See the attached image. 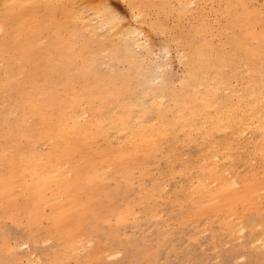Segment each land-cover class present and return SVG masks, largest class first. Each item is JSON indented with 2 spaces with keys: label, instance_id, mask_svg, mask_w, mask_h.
I'll list each match as a JSON object with an SVG mask.
<instances>
[{
  "label": "bare ground",
  "instance_id": "1",
  "mask_svg": "<svg viewBox=\"0 0 264 264\" xmlns=\"http://www.w3.org/2000/svg\"><path fill=\"white\" fill-rule=\"evenodd\" d=\"M68 1H63L60 4H58L59 1L58 2L56 1L54 3L51 0H0V107L2 108V109L0 108V116H4V117L6 116L8 118V114L10 115L12 113L11 115H13V113H14L15 118H16V122H17V124H16L17 125L16 126V135H15V132L14 133L12 132V130L9 131L10 133L5 134V135H9L8 136L9 141H6L9 144V149H6L4 146H2V148H5L6 150L3 149V154H1V156H0V190H2V189L5 190V193L7 195V197L5 198V201H8V196L13 192H17L19 195H21L22 197H19V199H21V200L23 199L22 204H23L24 210H22V208L20 206L19 211L21 210V211L27 212V210H28L27 207H31V208L35 207V205L37 203L36 198H37L38 190L41 187V184H44L46 186V188L48 189L47 190L48 193L51 191V200H52L53 205H54L53 208H51L52 207L51 206L50 209H46V210L50 211L51 209H55L54 212L52 213L54 215L55 212L60 213L57 211H63V210L69 211L70 207H72V205H76V207L78 209H80L79 211H81V209L86 207V205H89V212L95 213V210H96V213H99L103 207L104 200L101 198V195L97 194V192H98L97 188L102 187L105 191L101 190L100 194L101 193L106 194L111 198V201H112L111 209H113L115 211V219H116V223H117L115 227L117 229H120L121 225H123L124 222L127 221L130 217H134L136 219L137 215H136V217L134 216L135 214H137L135 206L133 204H131L128 206V208L126 207L127 209L125 211L121 210L120 208L118 209L114 194L110 190L106 189L103 186L104 184L101 183L100 181L103 179H109V178L111 179L112 178L111 177L112 176L111 170H114L115 175H116L114 177H116V178L121 177V175L123 174V177H124L123 179H125L129 185L132 184L131 182L134 179H131V173H132V170L134 168L139 166L142 169H149L143 165V162H141V158L137 157L138 153L141 152V154L143 156H146V157H153L157 151H160L161 148H159V146H160L159 142H161V140L163 139V138L160 139L161 135L156 133V132H158V130L152 132V133L155 132V134H157V136L151 135L152 133L150 134L148 131V124L153 125L155 122L158 121L157 119H159V118H156L153 121L151 120L150 122L149 121L147 122L143 118L144 117L143 115L145 114V110H143L142 104L144 103V106H146V105H148L147 103L150 102V100L147 101L145 99V97L147 96L146 93L148 92V90L145 89V86H146V84L150 83L151 79L149 77H146L148 75H145V73L143 75H141L140 78H138L136 75V72L134 71V69H137L136 63H137V58H139L138 57V53H139L138 49H140L142 45H144V48H146L145 47L146 44L149 46L150 41L148 39L150 37H146L143 34L144 31H141V27L139 29H137V27L133 28L135 26H133V27L131 26V28H130V26L129 27L128 26H126V27L121 26V23L123 25V22H122V20H120L121 18H119V19L117 18L118 14H116L114 12L112 6H110V2L108 0H102L103 2L100 0L102 5L98 4V5H101V6H99L100 7L99 9H96L97 8V7H95L96 5L94 6L96 9V11L93 10L95 12L94 14L99 17V19H100L99 22H103L104 25L106 22V25H109V29H111L110 25L112 27L114 26L115 32L113 33V35L115 34L116 36H118L119 42L118 43L116 42L117 44H115L112 49L110 47H108L111 49V51L109 50L110 51L109 55L112 56L113 58L117 59V61H119L121 66H124L123 68H120L119 66H117L116 69H119V70H116V72L109 71L108 73H110V72H112V73H110L111 75L109 74L110 76L107 77L102 72H100L99 69L97 71V66H98L96 63L97 57L95 58L93 50L90 49L88 46H87V48H84L86 45L83 43V41L71 40V39L57 40L55 38L56 35L59 36V34L57 32H58V30H60L59 28L61 26H63L62 24L68 23V19L70 18L69 16L73 17V19H75L76 21L77 20L81 21L82 22L81 24H83L87 28V30H88V28H91L87 24L84 23L85 18L87 16L85 17L82 9H81L82 11H80V10H77V8L75 9V7H74V9H72V7H71V9H68L69 12H67V8H68L67 5L70 4V3H68ZM88 1L89 0H86L84 3H86V2L88 3ZM171 1L172 0H127V2H128L127 6H129V8H130L132 19L135 20L137 22V24L140 23V25H143L144 23L146 24V22L147 23L149 22L148 23L149 27L152 25V27H154L156 29H160L159 31L162 32L161 29L164 27V25L162 26L160 24V17L159 16L161 13L165 12L167 8H171V10H173V7L171 6ZM178 1L181 4V2L183 0H178ZM186 1H189V4H190V1H192V0H186ZM200 1L202 2V0H200ZM259 1L260 0H225L223 10L228 13V15H227L228 19H227V23L225 22L226 23L225 26L224 27L222 26L223 29L220 32H219V30H217L216 35H213L212 30H211L213 28L208 26V24L206 25L205 24L206 22H203L201 24V27L204 29H207V28L210 29V31H209L210 35L209 36H210L211 40L208 41V38H205L204 40L206 42L212 43L213 42L212 39L214 37H216V36L219 37V36L224 35L223 37H225V42L228 45H230L231 50L234 51L232 53L233 54L236 53L239 57L243 56L244 63L241 65H242V67H243V65L248 67V70L250 71L249 75L251 74V72H254V71H256V72L258 71L261 74V79L259 78L260 80L256 82V87H254L255 84L253 85V83H254L253 81H256V80H253V81L251 80L252 83L247 82V83L243 84L246 87L249 86L250 84L253 85V87H252L253 91H250L251 88H249V90L246 87L244 88V86L241 84L243 86V90H241V91L239 90L238 92L242 93V91L247 89L248 96H247V101L245 102L243 100L244 103L242 105H240V107L245 105L244 106L245 110L242 109L243 112H240L243 114V118H241L242 117L241 114H240V116L238 115L240 117V119L238 116H237V118H238L239 122L242 120V123H244V125L246 124L245 125L246 127L250 126V125H252V127L254 126L253 130L255 132H257L259 134V136L262 138V139H259L260 138L259 136H258L259 138L255 137V139L258 138L259 141L262 140V144H260V142H258V140L255 141V147L253 145V147H254L253 154L257 155V153H259L260 154L259 156H262L261 157L262 158V165H264V159H263V157H264L263 156V152H264V0H263V3H262V1L260 2L262 4H260ZM74 2H77V0ZM81 2H79V3H81ZM98 2H96V3H98ZM185 2H183V3H185ZM207 2H209V1H207ZM202 3H204V2H202ZM213 3H215V0ZM75 4L73 3L74 6H75ZM189 4H185V5L188 6ZM54 5L55 6L61 5V8H62V10H61L62 11V13H61L62 18L61 19L62 20L64 19L62 21V23L58 22L56 17H55V13L53 11H55L58 7H55ZM210 5H208V6H210ZM46 6H47V8H46ZM48 6H50V8ZM41 7H44V8H41ZM81 7H82V5H81ZM83 7H84V5H83ZM183 7L184 6L179 8L180 11ZM210 7H207L208 11L210 10ZM186 8L187 7H185V9ZM42 10H45V11L51 10V11L45 12ZM85 10H88V9H85ZM219 10H222V9H219ZM195 11L193 10L190 13H194ZM215 11H216V9H215ZM182 12H183V10H182ZM199 12H200V10H199ZM29 13H31V14H29ZM152 13H154V14H152ZM151 15H155L154 17H156V18H152ZM217 15H219V14H217ZM211 16L212 15H210V17ZM181 17H183V16H181ZM181 17L179 18V20L182 19ZM214 18H216V16ZM214 18H213V21H214ZM97 19H95V20H97ZM149 19L151 21H148ZM45 20L49 21L48 22L49 25H46L47 22H45ZM89 20L91 21V18ZM72 21H71V23H72ZM217 21H219V19H217ZM99 24L100 23L97 24V27L100 29V27L102 26V28H103V25H99ZM196 24H197V22H196ZM198 24H199V21H198ZM65 25L68 26L69 24H65ZM94 25H96V24H94ZM174 26H175V24H174ZM63 27H65V28H63V30L66 29V26H63ZM85 27H83V28H85ZM94 27H96V26H94ZM107 27H105L104 29H107ZM176 28H177V26H176ZM45 29H47V31H49V32L51 29L52 32H50L51 34L49 33V35H48V36L51 35V39H45L44 36L42 37V32ZM97 29H95V30H97ZM99 29H98V31H99ZM95 30H93V31H95ZM112 30H113V28H112ZM100 31H99V33H100ZM72 32H74V31L73 30L70 31L71 37L74 36L71 34ZM77 32H75L76 35L78 34ZM104 32L102 34H104ZM99 33H98V35H101ZM162 33H164V32H162ZM169 33H170V31H169ZM88 34H87V36H88ZM90 34H92V32ZM67 35H69L68 32H67ZM67 35H63V36H67ZM184 35L185 34H183V36ZM207 35L208 34H206V36ZM77 36H79V35H77ZM109 36H111V35H109ZM67 37L69 38V36H67ZM93 37H94V35H93ZM105 37H107V36H105ZM180 37H178V39ZM84 38H86V37H84ZM77 39H78V37H77ZM88 39H90V38L88 37ZM107 39H105L104 42L110 41V45H111L112 44L111 41L114 39L111 38L108 41H106ZM173 39H174V37L172 38V40ZM97 40H98V38H97ZM174 40H176V39H174ZM190 40L191 41H190V44H189V47L187 50L185 47L184 51L181 50L182 48L180 49L181 51L179 50L180 52L183 51L182 53L176 52L179 54V55H177L178 56L177 61L180 58L179 60H181V62L185 63L184 76L181 79V83H180L181 93L183 92V95L187 89H190L191 87L198 88V86H201L203 84V82L200 83L197 81L199 74L201 73V77L203 76V74L212 75V72L214 71L213 67L215 66V62H216V64H218V60L217 59L214 60L212 58V56L207 52L208 49L206 48V43L203 40H201L199 38H197V39L194 38V40L193 39H190ZM87 41H89V40H87ZM174 42H176V41H174ZM177 42L179 43L180 40ZM74 43H76L77 45L75 46ZM91 43H92V41H91ZM99 43L103 44V42H98V44ZM215 45H218L217 42ZM236 47H241V50L238 51L237 49H235ZM100 48H103V47H99L98 49H100ZM108 48H107V50H108ZM147 48H149V47H147ZM151 48H153V46ZM163 48H165V47H163ZM150 49H148V50H150ZM166 49H167V51H166ZM107 50H103L104 53H102V54L104 55L105 51H107ZM164 50H165V54H166L165 56L169 57V60H170L171 56H170V52L168 51L169 49L165 48ZM137 51H138V53H137ZM150 51L153 52L152 49ZM161 51H163V50H161ZM54 52H56V53L61 52V55L59 56V58H54V56L52 55V53H54ZM66 52L68 53V55H66ZM157 53H158V51H157ZM159 53L161 54V52H159ZM99 54L101 55V52ZM141 54H140V56H141ZM219 55L220 54H218V57H220ZM163 56H164V54H163ZM66 58H67V61L69 64H66L64 62L63 59H66ZM106 58H108V57H106ZM151 59H153V58H151ZM166 59L168 61V58H166ZM166 59H164V60L166 61ZM238 59L239 58H237V60ZM159 60L161 61V59H159ZM159 60L157 59L153 62V66L156 69V70H154V72L156 73V71H157V73H159V76L156 78V80L154 78L156 84H158V85L151 87L152 89L155 90V93L157 92L158 89L162 90V89H165V87H167V85L165 87L163 85L167 84V82H168L165 77H166V70L168 69L167 67H170V64H166L167 61L166 62L161 61V62L165 63V66H163V64H161V62ZM4 61L7 62V63H5L6 66L1 65V63H3ZM235 63L236 64H234V66L237 65V62H235ZM238 63H240V62H238ZM122 64H124V65H122ZM68 65H69V68H68ZM125 65L126 66L128 65V66L126 67ZM102 66H104L103 63L101 65V67ZM106 66H109V65L106 64ZM228 66H230V65H228ZM245 66H244V68H245ZM227 68H229V67H227ZM230 68H231V66H230ZM239 68H237V66H236V68H233V66H232L231 69L232 70L234 69L233 71L236 73L235 69L237 70ZM244 68H242L243 72H244ZM111 69H112V67H111ZM150 69H153V68L150 66ZM242 69H239V70H241V72H242ZM232 70H231V72H232ZM154 72L151 71L150 73H154ZM231 72H229L228 75L231 76V74H232ZM234 72L232 74L233 76L235 74ZM247 72H246V74H248ZM181 73H183V72H181ZM219 73H222V72L220 71ZM239 73H240V71H239ZM244 74H245V72H244ZM244 74L240 73L239 75L241 76ZM252 75H254V74H252ZM20 76L22 78H20ZM151 76H153V74ZM154 76H156V75H154ZM233 76L231 77V79L232 78H238L236 76H234V77ZM225 77L227 78L226 75H225ZM203 78H205V77H203ZM246 78H247V76H246ZM207 79H208V77H207ZM215 79L216 78L214 77V79L212 78L211 80H215ZM223 79L225 82L226 79L225 78H223ZM209 80L210 79H208L207 82ZM211 80H210V83H211ZM232 80H234V79H232ZM132 81L133 82L137 81L139 83V85H141L143 87L142 90L140 91L141 93H138L136 91V89L132 87V84H131ZM239 81H241V80H239ZM246 81H248V79H246ZM229 82L230 81H228V83ZM235 82H237V81H235ZM225 83H227V80ZM225 83H224V85H222V84H218V85H221L223 87V86H225ZM239 83H242V81ZM159 84H161V85H159ZM175 84H178V83H175ZM234 84L235 83H233V84L231 83V85L228 84L227 87L229 86V88H230V86H232V85L235 86ZM214 85L215 84H213V86ZM218 85L214 86V88L217 87ZM227 87H225V89ZM212 88L213 87H211V89ZM218 88H219V86H218ZM239 88L241 89L242 87L239 86ZM169 89H171V88H169ZM169 89H167V90H169ZM223 89H224V87H223ZM232 89H234V87H232ZM218 90L216 92H219ZM222 91H224V90H222V88H221V92ZM227 91L229 93L228 88H227ZM233 91L235 92V90H232V92H230V93H232V94H230V96L233 95V97H234ZM175 92H173L174 95L172 97H181V93L179 95H176L177 93H175ZM244 92H246V91H244ZM203 93H204L203 91L200 92V95L202 96V97H200V99L201 98L205 99L206 96H204ZM224 93H226V91ZM228 93H227V96L229 97ZM235 93H236L235 97L237 95L239 97L241 94V93L239 94L237 92H235ZM144 94H145V96H141ZM165 94L167 95V92ZM242 94H241V96H242ZM166 95H164V94L160 95V98L162 100L159 97H157L159 100L156 98H152V99H156V103H160V104L156 105L155 109H157L159 107V109L161 110V113H163V114L165 113V110L169 107L167 101H166V103H162L166 97L168 98V96H166ZM227 96H226V99L231 98V97L227 98ZM198 97L199 96H197V98ZM238 97H236V98H238ZM207 98L208 97H206V99ZM244 98H242V99H244ZM209 99H210V97H209ZM219 99L217 100L218 102L221 101ZM239 99H240V97H239ZM242 99H240V100H242ZM184 101H185V99H184ZM210 101H212V100H210ZM210 101H208V102H210ZM229 101L230 100H228L227 102L229 103ZM183 102L181 101V103H183ZM227 102H225V103H227ZM240 102H239V104H240ZM152 103H153V101H151V105L149 104L151 106V108H152V106L154 107L156 104L155 101H154L155 104H152ZM236 103H237V99H236ZM236 103H234V104H236ZM216 104L217 103H214L213 106L215 107ZM227 105H229L227 108V110H228L231 106H230V104H227ZM208 106H211V103H209ZM213 106L211 108H213ZM216 106L219 108L220 107L219 103ZM225 106H226V104H225ZM221 107H223V106H221ZM221 107H220V109H221ZM135 108L141 109V113L139 111V113L141 115L135 116V113H134ZM202 108L200 110L195 109V113L193 111L194 117L200 116L201 119H202V116L205 117L202 119V120H204L202 125L201 124L197 125L196 120L193 121L190 118H188V117H191L190 115L187 116L188 114H185V115L183 113H182L183 115L181 114L183 116V119L185 116H187V118L185 119L186 121L184 120L186 122L185 124H187V123L189 124V125L188 124L186 125L187 126L186 128L188 129V132H186V133L189 135L188 136L186 134L187 138H191V140L193 138L195 140V138H197V137H195V138L192 137V134H195L197 132H199V134H200L206 128L208 130H211V127H213L214 130L216 129V131L212 130L215 133L217 132V130H218L217 133H220V132L225 133V131H222V128L228 129L230 127V126L227 127L226 125H224L225 122L226 123L229 122L230 118L228 119V122L226 120H223V119L220 120V118H222V115L219 114L218 116H215L216 115L215 111L217 109L216 108L214 111V114H215L214 117H216V119H214V121H215V124H214L213 119L210 118L212 113H210V117H209L207 115L208 111L205 110L204 108L203 109ZM233 108L234 107L232 106V109ZM175 109H177V108H175ZM222 109H224V108H222ZM232 109L231 108L229 109L230 110L229 113L230 112L233 113L235 111V108H234V111H231ZM112 110L114 112H112ZM115 110H117L119 112L120 118L117 119L118 121L113 122L114 119H112L113 120L112 122H109V120L107 121V119H105V115L107 114V112L108 113L109 112L118 113V112H115ZM173 111L175 112L176 110H173ZM182 111H184V110H182ZM182 111H179V113ZM220 111H222V110H220ZM225 111H226V107H225ZM237 111H238V109H237ZM177 112H178V110H177ZM139 113H136V114H139ZM184 113H185V111H184ZM217 113H220V112L217 110ZM229 113H226V115ZM146 114H147V111H146ZM146 114H145V116H146ZM176 114H178V113H176ZM222 114H223V112H222ZM233 114L230 115L231 119H232ZM108 115H107V117L110 118L111 114L109 116ZM159 116H161V115H159ZM176 116H178V115H176ZM212 116H213V114H212ZM234 116H235V114H234ZM218 117H219V119H218ZM227 118H225V119H227ZM234 119H235V117H234ZM162 120H163L162 123H164L165 122L164 119H162ZM232 121H234V120L232 119ZM5 122H6V119H5ZM7 122H10V120ZM197 122H198V120H197ZM234 122L236 123V120ZM239 122L237 124H239ZM162 123L158 122L156 125H159V124L161 125ZM165 123L168 124V122H165ZM242 123H240V124L242 125ZM134 124H136L137 126H134ZM237 124H236V127L238 128L239 125H237ZM138 125H139V129L137 130L135 128H138ZM171 125H173V124H171ZM229 125H230V123H229ZM4 126H5V124H4ZM10 126H11V124H10ZM180 127L182 129V126H180ZM10 128L12 129V127H10ZM186 128L184 129V132L187 131ZM243 128L244 127H242V130L245 133L247 130L245 131V129H243ZM165 129H166V131L165 130L163 132L160 131V133H162V134L167 133V135L170 134V133H168L170 131L168 125L165 126ZM230 129L231 128H229L228 130H230ZM240 129L241 128H239V130ZM247 129H249V128H247ZM5 130L3 129L4 132H5ZM110 130L114 131V135H117V134L122 135L123 141L120 140L121 138H119V140L122 142L120 145L121 150H119L118 146H115L118 148L114 152H112V151L104 152L102 149V147H104V145L102 147L99 145L102 143V140H106L108 137L110 139L111 135L113 134V133L111 135L109 134ZM167 130H169V131L167 132ZM242 130H240V131H242ZM251 130H252V128H251ZM173 131H174V129H173ZM180 131H182V130H179V132ZM205 131H206L205 134L208 135L210 133L212 135V133H211L212 131L211 132L210 131L207 132V130H205ZM236 131L239 134L238 130H236ZM0 132L2 133V135L0 134L1 135L0 138H1L4 135H3L2 130ZM174 132H172V134ZM6 133H7V130H6ZM237 133H234V134H237ZM244 133L242 135H244ZM172 134H170V136ZM176 135L177 134H175V136ZM252 135H253V131H252ZM175 136H174L172 141H174ZM205 136H202L201 140H204L203 138ZM239 136H238V138H239ZM182 137H184V136H182ZM5 138H7V137H4V139ZM187 138H186V140H187ZM207 138L209 139V137H207ZM238 138H236V139L239 140ZM252 138H254V137H252ZM99 139H101V143L98 144V142L100 141ZM114 139L111 138V140H114ZM210 139H214L213 136L212 137L210 136ZM91 140H92V143H91ZM214 140H212L210 142L207 141V143L204 140L205 143L203 142L204 145L207 146L205 152H209L211 155H210V157H207L209 159L204 158V160L202 162L204 163L207 160L208 163H207V161L204 164L199 163L200 165H198L197 168H193V167H190V165L188 166L187 164H183V166H181V167H183L184 170L181 167H180V170L179 169H177V170H179V171L182 170L183 174H185L186 178H188V181L191 180V182L193 184L195 182L194 185L196 186V189L199 191V193L204 192V193H208L209 195H211V197H212L211 201L212 202L222 201L223 204L220 207V212H223L224 214H226L228 212V208H230V206L234 205L238 201V196L241 194L246 196L247 191H246V187L240 186L236 183V180L239 179L240 175L237 174V172L234 170V167H236V166H231V165H233L232 160H234L233 159L234 157L230 156V159H231L230 162L232 164L230 163V165L227 167H222L221 165L223 164L222 163L223 161L228 162L227 160H229V157L227 158V160L225 157H224V159L221 158L222 161L219 160V158L217 157V154L221 153V155H222V152L224 150H225L224 152L227 151L226 152L227 155L223 154V156L224 155L229 156V154L233 153L234 149H235L234 150V153H235L236 148H232L233 147L232 143L234 141L233 142L231 141L232 143L229 142L228 144H226V142L222 143L220 141L215 143ZM248 140H246V141H248ZM250 140L252 141V139H250ZM225 141H227V139H225ZM253 141H252V143H253ZM179 142L180 141L178 140L177 143H179ZM106 143H109V141L107 140ZM167 143H169V142L167 141ZM177 143H175V144L177 145ZM186 143H187V141H186ZM235 143H237V142L235 141ZM244 143H247V142L244 141ZM39 144L40 145L43 144L44 146L46 145V147H47L46 153L43 154V152L45 150L42 152H41L42 149L39 150V148H38ZM92 144H93V146H92ZM190 144H191V142H190ZM238 144H236V146ZM242 145H243V142H242ZM242 145H240V146L242 147ZM221 146H223V147H221ZM41 147L42 146H40V148ZM237 147L239 148V146H237ZM245 147H246V145H245ZM238 148H237V151L240 152V150H238ZM168 149H169V147H168ZM230 149L232 150V152L228 154V152L231 151ZM167 154H168V152H167ZM170 154L173 155L172 153H169L168 156H170ZM239 155H238V158H242L241 157L242 155L241 156H239ZM163 158H166V156ZM216 158H218L219 161L214 160ZM176 159H177V157H176ZM167 160L170 161V159H167ZM187 160L188 159H186V163H187ZM240 160H242V159H240ZM172 161L174 162V160H172ZM251 161H253V160H251ZM238 162H240V161H238ZM246 162H247V160H246ZM253 162L255 163V161H253ZM176 163L177 162L175 161V163H173L172 165L175 167ZM154 164L152 166L156 165V164L155 165ZM234 165H236V162H234ZM152 166H150V167H152ZM124 169H126L127 172L123 173ZM173 170H175V169H173ZM236 170H238V169H236ZM145 171L146 170H144L143 172H145ZM192 171L195 172L194 173L195 175H192L193 174ZM250 172H253V171L251 170ZM176 173L180 174L179 172H175V174ZM147 174H145L146 177L151 176V175H147ZM262 174H263V176L261 174H259V175H261V177L259 175L258 176L260 178H263L264 172ZM161 175H162V173H161ZM180 175H182V174H180ZM247 175H249V174H247ZM247 175H244V176H247ZM250 175H251V173H250ZM252 176L253 175H251V177ZM255 176L256 175H254L253 178H255V179L258 178ZM251 177H249V179ZM158 178H159V176H158ZM158 178H156V179H158ZM245 178H242L243 180H241V179L240 180L244 181ZM247 178H248V176H247ZM135 179H136V177H135ZM156 179H154V180H156ZM111 180H113V179H111ZM137 180H138V178H137ZM250 180H253V179L251 178ZM158 181L159 180H156V182L155 181H153V182L157 183ZM162 182H158V183L160 184ZM191 182L188 184L189 185L192 184ZM27 183H28V185H27ZM154 183H152V184H154ZM152 184H151V188L153 187ZM188 184H187V186L189 187ZM236 185H237V187L238 186L243 187V189H240L239 191L235 192ZM159 186H157V189L159 188ZM193 186H192V188H193ZM139 187H141V186H139ZM161 188L162 187H160V189ZM262 189H264L263 186H262ZM262 189H260V190L257 189V192L261 193L260 196L258 195V193L256 191H255V193H253V192H251V193H253L254 196L257 195L258 196L257 199L260 200V197H264V195L262 194ZM193 190H194V193H198L197 190L195 192V187L193 188ZM164 191H165V189L161 192L164 193ZM250 191H252V190H250ZM156 192H158V191H156ZM89 193L93 194V200L92 201L89 197ZM149 193H151V192L149 191ZM153 193H155V191ZM162 193L160 195H162ZM181 193H182V191H181ZM187 193L185 192L186 195H187ZM253 194L252 195L249 194L251 197H248L249 195H247V197L249 199L251 198V200L256 198V197H253ZM148 195L149 194H147V196ZM193 196L195 197V194L192 195V197ZM140 197H142L141 194H140ZM168 197H169V194H168L167 198H165V199L167 200ZM184 197H187V196H184ZM202 197H204V196H202ZM156 198L161 199V197H159V195ZM62 199H64V201H62ZM141 199H143V198H139V200H141ZM189 199H190V201L194 200L193 198L192 199L189 198ZM189 199H187V200L189 201ZM143 200H141V202ZM170 200H173L172 203L174 202V199L171 198ZM163 201H165V200H163ZM175 201H177V203H178L179 199L175 198ZM253 201H255V200H253ZM253 201L249 204H251V205L255 204V206H253V207H256V209H258L256 205L259 204V201L256 200L258 202V204H257V202H253ZM180 202H182V201H180ZM185 202L183 204L187 205V203H185ZM193 202H195V201H193ZM240 204H241V207L244 204L246 205V203L245 202L243 203V201L241 203H239L238 205H240ZM13 206H14V204H13ZM258 207H259V205H258ZM260 207H262V206L260 205ZM242 208L243 209H240V212L242 210V211H244V213L243 212L241 213L243 216L240 214L241 215V217H240L241 218V225H239V226L237 225V223L239 224V222H236L237 220H234L236 217L233 219V217L235 216L234 214H233V217L227 215L226 218H224L225 220L223 221V222L226 221L225 225H224V230H222L223 232L227 231V233L230 235H233V234L236 235V233H238L239 231H242V230L245 231V228H246V225H248V222L253 223V220L251 218L249 219V217L244 215V214H247L245 212L248 209H245V206H243ZM260 209L263 212L262 208H260ZM43 210H45V209L42 208L41 211H43ZM127 211H129V212H127ZM261 211H260V213H261ZM46 212L43 213L44 215L42 213L40 214V211H39V213L34 214L33 215L34 221H37V220L40 221L42 218H44V217L46 218V215H45ZM218 212L219 211L216 210V213H218ZM237 212H239V211H237ZM257 212H259V211H257ZM203 214H207V211ZM160 215H162V212H160L157 216H160ZM216 215H219V214H216ZM216 215L214 217H216ZM237 215H239V213ZM14 217H15L14 219H16V216H14ZM104 217H100V221L102 223L106 221V219ZM155 217H156V215H155ZM214 217L212 218V216H211V219H216ZM84 218H85L84 221L86 220V223L84 225H81L78 228L75 227L77 229L74 228V229H72V232H71L74 234L73 244L75 246V249H77L76 252H80V251H78L79 249L80 250L84 249L83 251H85L87 246L94 244V238H92V234L90 231L92 230V232H95L94 231L95 228H91V230H90V228H88V226H90V224H91V226H93L92 225L93 214H91L90 216L84 217ZM232 219L234 220L233 222L231 221ZM24 221H26V219ZM132 221H133V219H132ZM172 221L173 220L170 219L169 222H172ZM234 222H236V223H234ZM69 224H70V226L72 225L71 222ZM196 225H198V224H196ZM25 226H26V224H25ZM32 227H33V225H32ZM102 227H103V225H101V228ZM251 227H252V225H251ZM63 228H66V227H63ZM116 228H113L115 230L114 232H115V234H116V232L119 234V231H116ZM257 228H258V226H257ZM41 229H44V227H42ZM240 234H243V233L241 232ZM259 236H261V235H259ZM263 238H264V236H263ZM239 239L241 241V238H239ZM45 240H44V242L47 241V240L46 241ZM106 240H107V238H106ZM236 241H239V240L237 239ZM23 242H21V244H23ZM261 242L263 243V240ZM261 242L259 241V243H261ZM24 243H25V244H23L24 247L26 249H28L27 250V253H28L27 257L29 259H31L29 257V255L35 256L38 261H41V258L36 256L35 250L32 248V246L29 243H26V241ZM262 243H261V247L264 248V244L262 245ZM250 245H251V243H250ZM16 247H17L16 244L12 246L13 249H15ZM68 247H69V245H68ZM242 247H243V245H242ZM100 248H101V246H99L98 251H100ZM124 250L127 253L131 252L130 251L131 245L125 244ZM70 251L67 250L65 252L68 253ZM83 251H81V252L83 253ZM76 252H71L70 253L71 255L69 254V256H72V253L75 254ZM105 253L108 254L107 252H105ZM121 253H122L121 251L118 252L119 255ZM77 254H78V256H79V254L82 255L81 253H77ZM85 254H88V252ZM97 254H98V252L96 251L95 246L89 250V256L90 255L96 256ZM65 255H68V254H65ZM98 257H100V256L98 255ZM70 258H72V257H70ZM67 260H69V258L66 259L65 261L67 262ZM92 261H94V260H92ZM21 264H24V263H21ZM26 264H36V263L35 262L33 263V261L29 260V262ZM88 264H90V262H88Z\"/></svg>",
  "mask_w": 264,
  "mask_h": 264
},
{
  "label": "rangeland",
  "instance_id": "2",
  "mask_svg": "<svg viewBox=\"0 0 264 264\" xmlns=\"http://www.w3.org/2000/svg\"><path fill=\"white\" fill-rule=\"evenodd\" d=\"M51 1L54 3L56 1L57 2L59 1L58 4H60L61 2L68 1V0H63V1L62 0L61 1L60 0H55V1L51 0ZM74 1H76V0H69L68 1V3H70V4L67 5L68 6L67 12H69L68 9H71V7H72V9H74V7H75V9L77 8V10H80V11L83 10L85 17L87 16L85 18L84 23L87 24L91 28H88V30H87V28L83 24H81L82 23L81 21H78V20L76 21L75 19H73V17L69 16L70 18L68 19V23L62 24L63 26H66V29L63 30V28H65V27L61 26L62 28L60 27L59 28L60 30H58V32H57L59 34V36L56 35L55 38L57 40L71 39V40L83 41V43L86 45L84 48H87V46H88L90 49L93 50L95 58L97 57L96 58V60H97L96 63L98 65L97 71L99 69L100 72H102L105 76L109 77L111 75L110 73H112L113 71L116 72V70H119V69H116L117 66H119L120 68L124 67V66L120 65V63H119V61H117V59H115L109 55L113 46L119 42L118 36H116L115 34L113 35V33L115 32V30H114L115 28H114V26L112 27L110 25L111 29H109V25H106V22H105V25H106L105 26L103 22H99L100 21L99 17L94 14L95 13L94 11H96V9H99L100 8L99 6L102 5L100 0H89L88 3L87 2L84 3L86 0H77V2H74ZM108 1L110 2V6H112L114 12L116 14H118L117 18L118 19L121 18L120 20H122V22H123V25L121 23V26H124V27L130 26V28H131V26L132 27L135 26L133 28L137 27V29H139L141 27V31H144L143 34L146 37H150L148 39L150 41V45L148 46L146 44L147 45V46L145 45L146 48H144V45H142L141 48L138 49L139 53L137 51L139 58H137V63H136L137 69H134V71L136 72V75L138 78H140L141 75H143L145 73V75H148L146 77H149L151 79L150 83L146 84V86H145V89L148 90V92L146 93L147 96L145 97V99L147 101L150 100V102L147 103L148 105L145 104L148 108L146 106H144V103L142 104L143 110H145V114L147 111L146 116L144 114L143 118L147 122L148 121L150 122L151 120L153 121L156 118H159V119H157L158 120L157 122H155V123L153 122L154 123L153 125L148 124V131L151 134L153 131L158 130V132H156V133L161 135L160 139L163 138L161 140V142H159V145L161 146V147L159 146V148H161L162 150L160 149V151H157L153 157H146V156H143L141 154V152L138 153L137 157L141 158V162H143V165L149 169H142L139 166L134 168L132 170V173H131V179H134L131 182L132 184H130L131 186L126 182L125 179H123L124 178L123 174L121 175V177H117V178L114 177V176H116L114 170H111V172H112V176H111L112 178L111 179H113V180H111L109 178L110 180L109 179H103L100 181L101 183L104 184L103 186L106 189L110 190L114 194L118 209L120 208L121 210L125 211L129 205L133 204L135 206V209L137 212V214H135L134 216L136 217V215H137V217H136V219L134 217H130L127 221L124 222L123 225H121L120 229H117L115 227L117 224L116 219H115V211L113 209H111V206H112L111 198L106 194H103V193L100 194V191L104 190L102 187L97 188V190H98L97 194L101 195V198L104 200L103 207L99 213H96V210H95V213L89 212V205H86V207L81 209V211H79L80 209H78L76 207V205H72V207H70L69 211H67V210L57 211L56 210L57 212H60V213L55 212L54 215L52 213L54 212L55 209H51L50 211L46 210V209H50L51 206H52L51 208H53L54 205H53V202L51 200V191L49 190L50 192L48 193V191H47L48 189L46 188V186L44 184H41V187L38 190L37 198H36L37 203H36L35 207H32V208L27 207V209H28L27 212L21 211V210L19 211L20 206H21L22 210H24V207L22 204L23 199L22 200L19 199V197H22L21 195H19L17 192H13L8 196V201H5V198L7 197V195L5 193V190L2 189V190H0V264H21V263L26 264L29 262V260L33 261V263L35 262L36 264H49V263L50 264H84V263L88 264V262H90V264H264V248L261 247V243H262L261 241L262 240H263L262 245L264 244V238H263V236H264V232H263L264 231V222H263L264 221V208H263L264 207L263 206L264 205V199L263 198L264 197H260V200H258L257 199L258 196L257 195L254 196V194H253V193H255V191L257 192V189L260 190V189H262V186L264 187V177L260 178L261 175L263 176L262 173L264 172L263 171L264 165H262V158H261L262 156H259L260 155L259 153H257V155L253 154V151H254L253 149L255 147V141L258 140V142H260V144H262V140L259 141V139H262V138L259 136V134L257 132H255L253 130L254 126L252 127V125H250V126L246 127L245 126L246 124L244 125V123H242V120L239 122V120L237 118V116L238 115L240 116V114L242 116L241 118H243V114L240 112H243L242 109H244L245 105H243L241 107H240V105H242L244 103V101L245 102L247 101V96H248L247 89L244 90L246 92L242 91V93L244 92L243 94L240 92L243 97L241 96V94L238 91L243 90V86H244L243 84L244 83H247V82L252 83L253 80H256V81H253L254 82L253 85L255 84L254 87H256V82L261 79V74L258 71L257 72L254 71V72H251V74L249 75L250 71L248 70V67L245 65H243V67H242V65H241L244 63L243 56L239 57L236 53H234V54L232 53L234 51H232L231 46L225 42V37H223L224 35H222V36L218 35L219 37H217V36L214 37L212 39V41H213L212 43L206 42L204 40L205 38H208V41L211 40L210 36H209L210 35V32H209L210 29L209 28L204 29L201 27V24L203 22H206L205 23L206 25L208 24V26L213 28V29H211L213 35H216L217 30H219V32H220L223 29V27L227 23V19H228V16H227L228 13L223 10L225 0H215V3H213L214 0H202V2H204L205 4L202 3L200 0H192V1H190V4H189V1H186V0H183L181 2V4L179 3L178 0H172L171 6L173 7V10H171V8H167L166 11L161 13L159 16L160 17V24L162 26L164 25V27H163L164 29L162 28L161 31L164 33L160 32L159 31L160 29H156V28L152 27L151 24H150L151 26L149 27V25H148L149 22L148 23L146 22V24L144 23L143 25H140V23H138L139 24L138 25L137 22L132 19L130 8H129V6H127V3H128L127 0H125V1L124 0H108ZM207 1H209V2H207ZM261 1L263 3V0H260L259 3ZM79 2H81V3H79ZM96 2H98V3H96ZM183 2H185V3H183ZM73 3L74 4L76 3L75 6L73 5ZM262 3H260V4H262ZM98 4H101V5H98ZM185 4H189V5L187 6ZM81 5H82V7H81ZM83 5H84V7H83ZM208 5H210L211 7ZM94 6L97 8L95 9ZM182 6H184V7L180 11L179 8H181ZM48 7L50 8V6H48ZM55 7H58L57 9L55 8L56 9L55 11H53L55 13V17H56L58 22L62 23V21L64 19L63 20L61 19L62 18L61 5L60 6L56 5ZM185 7H187V8L185 9ZM207 7H210L209 11H208ZM41 8H44V7H41ZM46 8H47V6H46ZM85 9H88V10H85ZM215 9H216V11H215ZM219 9H222V10H219ZM182 10H183V12H182ZM193 10L194 11L196 10V11L194 13H190ZM199 10H200V12H199ZM42 11H45V10H42ZM48 11H51V10H48ZM48 11H45V12H48ZM29 14H31V13H29ZM152 14H154V13H152ZM217 14H219V15H217ZM210 15H212V16L210 17ZM214 15L216 16V18H214L215 17ZM151 16H152V18H156V17H154L155 15H151ZM181 16H183V17H181ZM180 17L182 18L181 20H179ZM90 18H91V21L89 20ZM213 18H214V21H213ZM95 19H97V20H95ZM217 19H219V21H217ZM92 20L93 21L95 20L96 22L95 21L93 22ZM71 21H72V23H71ZM148 21H151V20L149 19ZM198 21H199V24H198ZM45 22L48 23L49 21L45 20ZM196 22H197V24H196ZM47 23H46V25H49V23L48 24ZM98 23H100L99 25H103V28L101 26L99 29L97 27ZM65 24H69V25L67 26ZM94 24H96V25H94ZM174 24H175V26H174ZM94 26H96L99 29V31L101 30L100 33H99L98 29ZM104 26L105 27L108 26L107 29H104L105 28ZM176 26H177V28H176ZM83 27H85L86 29ZM112 28L114 31L112 30ZM92 29L93 30L97 29V30L93 31ZM72 30L74 32H72L71 34L74 36L71 37L70 31H72ZM88 31L90 33L92 32V34H90ZM169 31H170V33H169ZM50 32H52L51 29H50ZM50 32L47 31V29H45L42 32V37L44 36L45 39H51V35L48 36ZM67 32L69 35H67ZM75 32H77L78 33L77 35H79V36H77ZM103 32H104V34H102ZM98 33L101 35H98ZM62 34L69 36V38L67 36H63ZM87 34H88V36H87ZM183 34H185L184 36L186 38L183 36ZM206 34H208V35L206 36ZM93 35H94V37H93ZM109 35H111V36H109ZM105 36H107V37H105ZM77 37H78V39H77ZM84 37H86V38H84ZM88 37L91 40L88 39ZM173 37L176 40H174V39L172 40ZM178 37H180L181 39L180 38L178 39ZM97 38H98V40H97ZM111 38H113L114 40L111 41L112 44L110 45V41H108V40ZM194 38L195 39L199 38L206 43V48L208 49L207 52L212 56V58L214 60L215 59L218 60V64H216V62H215V66L213 67L214 71L212 72V75L203 74V76L201 77V73H200L199 76L201 78L198 76L197 81L200 83L203 82V84L201 86H198V88L191 87L190 89H187L183 95V92L181 93L180 83H181V79L184 76L185 63L181 62V60H179L180 58L177 61V57H178L177 55H179V54L176 52L182 53L184 51L185 47L187 50L189 47L190 41H191L190 39L194 40ZM105 39H107L106 41H108V42H104ZM87 40H89V41H87ZM179 40H180V42L178 43L177 41H179ZM91 41H92V43H91ZM97 41L103 42V44H100V43L98 44ZM174 41H176L177 43ZM215 41L217 42L218 45H215L216 44ZM74 45L76 46L77 44L74 43ZM151 45L153 46V48H151L152 47ZM99 47H103V48L98 49ZM108 47H110L111 49ZM147 47H149V48H147ZM163 47L169 49L168 51L170 52V56H171L170 60H169V57L165 56L166 55L165 50H164L165 48H163ZM107 48H108V50H107ZM150 48L153 50V52L150 51L151 50ZM148 49H150V50H148ZM180 49L183 51L180 52L181 51ZM235 49L240 51L241 47H236ZM103 50H107V51H105L106 55L102 54V53H104ZM161 50H163V51H161ZM157 51H158V53H157ZM166 51H167V49H166ZM100 52H101V55L99 54ZM159 52H161V54ZM140 54H141V56H140ZM163 54H164V56H163ZM218 54H220L219 55L220 57H218ZM52 55L54 56V58H59V56L61 55V52L60 53L54 52V53H52ZM66 55H68L67 52H66ZM106 57H108V58H106ZM151 58H153V59H151ZM166 58H168V61L170 63L167 61ZM237 58H239V59L237 60ZM157 59L158 60L161 59V61H163V62L167 61L166 64H170V67H167L168 69L166 70V77H165L169 83L167 82V84L163 85L164 87L167 85V87H165V89H162V90L158 89L157 92L155 93V90L152 89L151 87L158 85V84H156L155 80L159 76V73H157V71H156L157 74L154 72V70H156V69L153 66V62ZM164 59H166V61ZM63 60L66 64H69L67 61V58L63 59ZM163 62H161V64H163V66H165V63H163ZM235 62H237V65H236L237 68L240 67L239 69H242L245 66L244 72L246 74V72L248 71L247 72L248 74L245 75L243 72V69H242L243 73L239 69H237L238 71L235 69V71H236V73H235L233 71L234 69L233 70L231 69L232 66H233V68H236V66H234V64H236ZM238 62H240V63H238ZM3 63H1V65L6 66L5 63H7V62L4 61ZM102 63L104 64V66L101 67ZM106 64H108L109 66H106ZM122 65H124V64H122ZM228 65H230L231 68ZM150 66L153 69H150ZM111 67H112V69H111ZM227 67H229L230 69ZM68 68H69V65H68ZM231 70H232V72H231ZM109 71H112V72L108 73ZM151 71H153L154 73H150ZM220 71L222 73H219ZM239 71L241 74H244V75L240 76ZM181 72H183V73H181ZM229 72H231L232 74H233V72L235 73L234 76H236L238 78H232V79H234L237 82H235L234 80L231 79V77L233 75L231 73H230L231 76L228 75ZM152 74H153V76H151ZM252 74H254V75H252ZM154 75H156V76H154ZM225 75L227 76V78L225 77ZM246 76H247V78H246ZM203 77H205V78H203ZM207 77L210 80L212 78L214 79V77H215L219 82L215 79L217 82L215 80H211V83H210V80H209L208 81L209 83H208ZM20 78H22V77L20 76ZM154 78H155V80H154ZM223 78H225L227 80V83H225L226 80L224 82ZM238 79L241 80L242 83H239L241 81H239ZM246 79H248V81H246ZM228 81H230V82L228 83ZM136 82L137 81H134V82L132 81V83H131L132 87L135 88L138 93H141L140 91L142 90L143 87L141 85H139L138 82L137 83ZM174 82L178 83V84H175ZM224 83H225V86H223L224 89L221 85H218V84L224 85ZM231 83L232 84L235 83L234 84L235 86L232 85V86H230V88H229V86L227 87V85L228 84L231 85ZM213 84H215L214 86L218 85L219 88H218V86L214 88ZM159 85H161V84H159ZM253 85L250 84L247 87L244 86V88L246 87V88H248V90H249V88H251L250 91H253V88H252ZM239 86H241L242 88L240 89ZM211 87H213V88L211 89ZM225 87H227L229 89V93L227 91V88L225 89ZM232 87H234V89H232ZM169 88H171V89H169ZM221 88L224 91L221 92ZM167 89H169V90H167ZM216 89L219 92H216L217 91ZM232 90H235V92L240 94V96H239L240 99H242L244 97L245 98L240 100L238 95L236 96L238 98H236L235 97L236 93L234 91H233L234 97H233V95L230 96V94H232V93H230V92H232ZM202 91L204 93L206 92L205 94L203 93V95L208 97L207 99H206V97H205V99H202V98L200 99V97H202L200 95V92H202ZM225 91H226V93H224ZM166 92H167V95L165 94ZM173 92L177 93L176 95H179L181 93V97H172L174 95ZM227 93H228L229 97H231V98H229L227 96ZM162 94L168 96V98L166 97L162 102V103H166V101H167L168 106H169L165 110L164 114L161 113V110L159 109L158 106H157L158 108L155 109L156 105L160 104V103H156V99H158L157 97L160 98V95H162ZM141 96H145V94L141 95ZM197 96H199L198 97L199 99L197 98ZM226 96L229 99H226ZM209 97H210V99H209ZM152 98H156V99H152ZM184 99H185V101H184ZM218 99L221 101L218 102L217 101ZM236 99H237V103H236ZM210 100H212V101H210ZM228 100H230L229 103L227 102ZM151 101H153L152 104L156 103L154 107L152 106V108L150 106ZM154 101H155V103H154ZM181 101L182 102L184 101V102L181 103ZM208 101H210V102H208ZM225 102H227V103H225ZM239 102H240V104H239ZM209 103H211V106H208ZM214 103H217V104L219 103V106L220 107L223 106V107H221V109H220V107L218 108L216 106L217 104L214 107L213 106ZM232 103L233 104L236 103V104L233 105ZM225 104H226V106H225ZM227 104H230L231 109H232V106L235 108L236 112L234 111V108L231 110V111L235 112V113L233 112L235 114V116L233 113H231V112L229 113L230 108L227 110V108L229 106ZM212 106H213V108H211ZM202 107L208 111L209 114L207 113V115L209 117H210V113L213 114V116L211 114V117H210L213 119V121H214V119H216V117H214L215 114H216L215 116H218L219 114H221L222 118H220V120L223 119V120H226L227 122H228V119L230 118L229 122L228 123L225 122L224 125H226L227 127L230 126L229 128H231V129L228 130L229 128L228 129L225 128L227 130L226 131L225 129L222 128V131H225V133L224 132L223 133H221V132L217 133L218 130L215 133L214 131H216V129L214 130L213 127H211V130H208L206 128L205 130H207V132H209V131L211 132L212 130H214L211 132L212 135L210 133L208 135L205 134L206 131L204 130L201 132L202 134L201 133L199 134V132H197V133L194 132L195 134H192V137H194V138L197 137V138H195V140L193 138H192V140H191V138H187L186 132H188V129L186 128L187 127L186 125L188 123L185 124L186 123L185 119L187 118V116L190 115L191 117H188V118H190L193 121L196 120L197 125H200V124L202 125V123L204 121L202 119L205 117L202 116V119L200 116L194 117L195 109L200 110ZM225 107H226V111H225ZM175 108H177V109H175ZM222 108H224V109H222ZM236 108L238 109V111ZM215 109H216V111H215ZM173 110H176V111L174 112ZM177 110H178V112H177ZM182 110H184L185 113ZM217 110L220 113H217ZM220 110H222V111H220ZM139 111L141 113V109L135 108V111H134L135 116L141 115L139 113ZM179 111H182V112L179 113ZM193 111H194V113H193ZM214 111L216 112L215 114H214ZM112 112H114V111L112 110ZM112 112H109V113L107 112V114L105 115V119H107V121L109 120V122H112L113 121L112 119H114L113 122L118 121L117 119L120 118L119 112L117 110H115V112H118V113H112ZM222 112H223V114H222ZM136 113H139V114H136ZM176 113H178V114H176ZM182 113L184 115L185 114H188V115L185 116L183 119ZM226 113H229V114L226 115ZM11 114L10 115L8 114V118L6 116L5 117L0 116V131L2 130L3 135H4L3 137L0 138V156H1V154H3V149L4 150L9 149V144H8V142H6V141H9L8 140L9 135H5V134L10 133L9 131L12 130V132L13 133L15 132V135H16V126H17L16 124H17V122H16L15 114L13 113L14 116ZM108 114L109 115L111 114V116H110L111 119L109 117H107ZM232 114L235 117V119H234V117L232 116V119L234 121L236 120V123L234 121H232V119L230 117V115H232ZM159 115H161L162 117ZM176 115H178V116H176ZM219 117H218V119H219ZM225 118H227V119H225ZM5 119H6V122H5ZM8 119L10 120V122H7V121H9ZM162 119H164L165 122H168V124L165 122L162 123L163 122ZM239 119H240V117H239ZM197 120H198V122H197ZM158 122L159 123L161 122L162 124L156 125ZM238 122H239V124H237ZM213 123L215 124V121ZM229 123H230V125H229ZM240 123H242V125ZM4 124H5V126H4ZM10 124H11V126H10ZM171 124H173V125H171ZM236 124L239 125L238 128L236 127ZM167 125L169 126V130L171 131L170 132L169 130H167V132L169 131L168 133L172 134V132L175 131L171 136H170V134L167 135V133L166 134L164 133L165 135L160 133V131L161 132H163L164 130L166 131L165 126H167ZM179 125L182 126V129ZM134 126H137V125L134 124ZM10 127H12V129ZM184 127L187 130L185 132H184V129H185ZM242 127H244L243 129H245V131L247 130L246 131L247 133L243 132ZM239 128H241L240 130H242V131H240ZM247 128H249V129H247ZM251 128H252V130H251ZM3 129L4 130L6 129L7 133H6V130L4 132ZM135 129L138 130L139 125H138V128H135ZM173 129H174V131H173ZM235 129L238 130L239 134L237 133V131ZM179 130H182V131L179 132ZM252 131H253V135H252ZM234 133H237V134H234ZM243 133H244V135H242ZM0 134L2 135L1 132H0ZM109 134L110 135L112 134L110 139L108 137L106 140H102L103 144L101 143V139H99L100 141L98 142V144L101 143L102 145L99 144L101 147L103 145H104V147L106 146L105 148L102 147L103 151L104 152H107V151L108 152H110V151L114 152L118 147H119V150H121L120 145L122 142L120 140L123 141L122 135H118V134L114 135V131H112V130H110ZM157 134H155V132H154L151 135L157 136ZM175 134H177V135L175 136ZM173 135L175 136L174 141H172L174 138ZM201 135L202 136L206 135L207 137H209V139L206 136L203 138L206 143H207V141L210 142V141L214 140L215 138H216L214 140L215 143L220 141L222 143L226 142V144H228L229 142L232 143L234 141L232 143L233 144L232 148H236V152L234 153L235 149L234 150L232 148L231 149L233 150V153L235 155L233 153H231L232 150L230 149L231 151L228 152V154L229 153H231V154H229V156H225V155H227V153H226L227 151L224 152L225 151L224 150L222 152V155H221V153L217 154V157L221 161H222V159H224V157L226 158V160L229 157V160H227L229 163L226 161H223L222 162L223 164L221 163L222 167L229 166L231 163L230 162V160H231L230 156L234 157L233 158L234 160H232L233 165H231V166H236V167H234V170L237 172V174L240 175L238 180L235 179L236 183L240 186L246 187V191H247L246 194L247 195L253 194V197H256V198L251 200V198L250 199L248 198V197H251L250 195L247 197V195L244 196L241 194L238 196V201L234 205L230 206V208H228V212L226 214H224L223 212H220V207L223 204L222 201L212 202L211 201V198H212L211 195H209L208 193H204V192L199 193V191L196 189V186L194 185L195 182L193 184L191 182V180L188 181V178H186V175L183 174V171L182 170L179 171L180 167L183 166V164H187L188 166L190 165V167L197 168V166L200 165L199 163H201V164L203 163L202 161L204 160V158L206 159L207 157H210L211 154L209 152H205L207 146L204 145V143H205L204 140H201L202 139ZM182 136H184V137H182ZM210 136L211 137L213 136L214 139H210ZM238 136H239V138H238ZM4 137H7V138L4 139ZM252 137H254V138H252ZM255 137H258L259 139L258 138L255 139ZM111 138L112 139L115 138V139L111 140ZM119 138H121V139L119 140ZM186 138H187V140H186ZM236 138H238L239 140H237ZM225 139H227V141H225ZM250 139H252V141L254 140L253 143ZM107 140L109 141V143H106ZM178 140L180 141L179 143H177ZM246 140H248L249 142ZM167 141L169 143H167ZM186 141L188 144L186 143ZM235 141L237 143H235ZM241 141L243 142V145H242ZM244 141L247 143H244ZM190 142H191V144H190ZM91 143H92V140H91ZM175 143H177V145ZM236 144H238L237 146H239V148L236 146ZM240 145H242V147ZM245 145H246V147H245ZM253 145H254V147H253ZM2 146H4L6 149L2 148ZM40 146H42V147L40 148ZM92 146H93V144H92ZM115 146H118V147H115ZM168 147H169V149H168ZM221 147H223V146H221ZM38 148H39V150L42 149L41 152L45 150L43 152V154L46 153V150H47L46 145L44 146L43 144H41V145L39 144ZM237 148H238V150H240V152L237 151ZM167 152H168V154H167ZM169 153H172L173 155L170 154V156H168ZM223 154H225V155L223 156ZM238 155L239 156L242 155L241 156L242 158H238ZM165 156H166V158H163ZM263 156H264V152H263ZM176 157H177V159H176ZM218 158H216L214 160H218ZM167 159H170V161ZM186 159L189 160V161L187 160V163H186ZM207 159H209V158H207ZM240 159H242V160H240ZM263 159H264V157H263ZM172 160H174V162ZM246 160H247V162H246ZM251 160L255 161V163ZM175 161L177 163L175 164V167H174L172 164L175 163ZM206 161L204 163H206ZM238 161H240V162H238ZM234 162H236V165H234ZM207 163H208V161H207ZM153 164L155 166H152ZM150 166H152V167H150ZM181 168L183 169V167H181ZM173 169H175L176 171ZM177 169H179V170H177ZM236 169H238V170H236ZM144 170H146L145 171L146 173L143 172ZM251 170L253 172H250ZM125 172H127L126 169H124L123 173H125ZM160 172L162 173V175ZM175 172H179L182 175H180L178 173L175 174ZM249 172L251 173V175H253L252 177H251ZM192 173H193L192 175H195L194 174L195 172L192 171ZM246 173L249 175H247ZM258 173L261 175H259ZM145 174L151 175V176L146 177ZM244 175H247L248 178H247V176H244ZM254 175H256L255 177H258V178H256V179L253 178ZM158 176H159V178H158ZM135 177H136V179H135ZM155 177L158 179H156ZM249 177H251L253 180H250L251 178L249 179ZM137 178H138V180H137ZM242 178H245V180L241 181V180H243ZM154 179L159 180L158 182H162V181L163 182L160 184L158 182L154 183L153 181L156 182V180H154ZM190 182L192 184L189 185L188 183H190ZM152 183H154V184H152ZM151 184L154 188L153 187L151 188ZM187 184L189 185V187L190 186L191 187L189 188L187 186ZM27 185H28V183H27ZM139 186H141V187H139ZM157 186H159L158 189H157ZM192 186H193V188L195 187V192L197 190V192L199 194L194 193ZM160 187H162V188L160 189ZM243 187H239V186L237 187V185H236L235 192L239 191L240 189H243ZM164 189H165V191H164V193H162L161 191H163ZM250 190H252V191H250ZM149 191L151 193H149ZM154 191H155V193H153ZM156 191H158V192H156ZM159 191L162 193V195H160L161 193ZM181 191H182V193H181ZM184 191L186 193L188 192L187 195L185 194ZM251 192H253V193H251ZM263 192H264V189H262V194L264 195ZM140 194L142 197H140ZM147 194H149V195L147 196ZM168 194H169V197L166 200L165 198H167ZM194 194H195V197L194 196L192 197V195H194ZM260 194L261 193H258L259 196H260ZM158 195H159V197H161V199L156 198V197H158ZM183 195L187 196V197H184ZM202 196H204V197H202ZM89 197L92 201L93 200V194L89 193ZM139 198H143L144 200L141 199V200H143L141 202V200H139ZM169 198L174 199V202L172 203L173 200H170ZM175 198L179 199L178 203H177V201H175ZM189 198H191V199L193 198L194 199L193 201H195V202L190 201ZM162 199L165 201H163ZM187 199H189V201ZM253 200H255V201H253ZM256 200L259 201V204ZM62 201H64V199H62ZM180 201H182V202H180ZM242 201H243V203L244 202L246 203V205L245 204L244 205L242 204V205L245 206V209H248L247 210L248 212L247 211L245 212L247 214H244V215L249 217V219L251 218L253 220V223L248 222V225H246L245 231L244 230L239 231L238 233H236V235H234V234L230 235L227 233V231L223 232L222 230H224V225L226 222V221L225 222H223V221L225 220L224 218H226L227 215L233 217V214H234L235 216L233 217V219L236 217L234 220H237L236 222H239V224L237 223V225L238 226L241 225V218L240 217L242 215L241 213L242 212L244 213V211L241 210V212H240V209H243L242 208L243 206L241 207V204L240 205H238V204L241 203ZM252 201L257 202V204L259 205V207H258V205H256L258 209H256V207H253V206H255V204H253V205L249 204ZM184 202L187 203V205H184L183 204ZM13 204H14V206H13ZM260 205L262 207H260ZM42 208L47 211L46 212L45 210H43L44 212H46V214H45L46 218L44 217L41 220L39 219L40 221H38V220L34 221L33 215L36 213H39V211L41 214L43 212V211H41ZM260 208H262L263 212L261 211ZM216 210H218L219 212L216 213ZM206 211H207V214H203ZM237 211H239V212H237ZM257 211H259V212H257ZM260 211H261V213H260ZM127 212H129V211H127ZM160 212H162V215L157 216ZM215 213L219 214V215H216ZM238 213H239V215H237ZM91 214H93L92 225L94 227L91 226V224H90V226H88V228H90V230H91V228H95V230H94L95 232H92V230L90 231L92 234V238H94V244L87 246L85 251H83L84 249L82 248L83 250L79 249L78 251H80V252H76L77 249H75V246L73 244L74 234L71 233L72 229H74L75 227L78 228L81 225H84L86 223V220L84 221V219H85L84 217L90 216ZM155 215H156V217H155ZM215 215H216V217H214ZM14 216H16V219H14L15 218ZM211 216H212V218L214 217L216 219H211ZM100 217H104L106 219V221L102 223L100 221ZM131 218L133 219V221ZM25 219H26V221H24ZM170 219H172L173 221L169 222ZM233 219L231 220L232 222L234 221ZM70 222L72 224L71 226L69 224ZM236 222H234V223H236ZM25 224H26V226H25ZM196 224H198V225H196ZM32 225H33V227H32ZM101 225H103L102 228H101ZM251 225H252V227H251ZM257 226H258V228H257ZM42 227H44V229H41ZM63 227H66V228H63ZM77 228H75V229H77ZM113 228H116V231H119V234L117 232L115 234V232H114L115 230ZM241 232L243 234H240ZM259 235H261V236H259ZM106 238H107V240H106ZM239 238H241V241ZM237 239L239 241H236ZM44 240L46 242H44ZM23 241L24 242L26 241V243H29L32 246V248L35 250L36 256L40 257L41 261H38L35 256L29 255V257L31 259H29L27 257L28 256V253H27L28 249H26L24 247L23 244H25V243ZM259 241L261 243H259ZM21 242H23V244H21ZM250 243H251V245H250ZM15 244L17 245V247L15 249H13L12 246ZM125 244L131 245V250H130L131 252L127 253L124 250ZM68 245H69V247H68ZM242 245H243V247H242ZM94 246L96 247V251L98 252V254L96 256H91V255L89 256V250L92 249V247H94ZM99 246H101L100 251H98ZM250 247L251 248L253 247V248L251 249ZM66 249L68 251H70V250L71 251L67 253V252H65V251H67ZM81 251H83V253ZM86 251L88 252V254H85V253H87ZM119 251L122 252L120 255L118 254ZM71 252H76V253L75 254L72 253V256H69V254ZM105 252H107L108 254H106ZM64 253L68 254V255H65ZM77 253H81L82 255L79 254V256H78ZM98 255L100 257H98ZM70 257H72V258H70ZM68 258H69V260H67V262H66L65 260ZM92 260H94V261H92ZM61 261L62 262L64 261V262L62 263Z\"/></svg>",
  "mask_w": 264,
  "mask_h": 264
}]
</instances>
